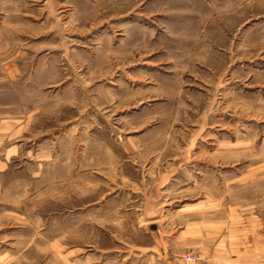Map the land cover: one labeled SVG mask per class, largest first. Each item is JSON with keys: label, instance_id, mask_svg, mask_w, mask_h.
Instances as JSON below:
<instances>
[{"label": "rangeland", "instance_id": "1", "mask_svg": "<svg viewBox=\"0 0 264 264\" xmlns=\"http://www.w3.org/2000/svg\"><path fill=\"white\" fill-rule=\"evenodd\" d=\"M230 228L264 235V0H0V264Z\"/></svg>", "mask_w": 264, "mask_h": 264}, {"label": "crops", "instance_id": "2", "mask_svg": "<svg viewBox=\"0 0 264 264\" xmlns=\"http://www.w3.org/2000/svg\"><path fill=\"white\" fill-rule=\"evenodd\" d=\"M213 225V231H216L217 223L214 222ZM235 230L230 228L224 238L219 233L218 237L214 236L211 239L213 242L211 256L209 254L210 248H203L205 257H211L212 259H209L207 264H264V246L261 243L264 240V235L254 234L252 237L246 233L239 237ZM258 241L260 244L257 243ZM203 243L206 244L205 237ZM150 251L156 252L152 249ZM157 251L159 253L156 252V257L159 259L155 264H185L183 256L186 252L181 249H171L169 251L157 249Z\"/></svg>", "mask_w": 264, "mask_h": 264}, {"label": "built area", "instance_id": "3", "mask_svg": "<svg viewBox=\"0 0 264 264\" xmlns=\"http://www.w3.org/2000/svg\"><path fill=\"white\" fill-rule=\"evenodd\" d=\"M183 260L185 264H198L197 258L192 252L185 253L183 256Z\"/></svg>", "mask_w": 264, "mask_h": 264}]
</instances>
